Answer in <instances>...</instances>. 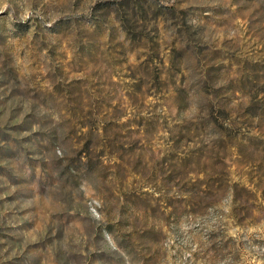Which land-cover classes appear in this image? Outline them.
<instances>
[{"label":"rangeland","instance_id":"374dc122","mask_svg":"<svg viewBox=\"0 0 264 264\" xmlns=\"http://www.w3.org/2000/svg\"><path fill=\"white\" fill-rule=\"evenodd\" d=\"M0 0V264H264V0Z\"/></svg>","mask_w":264,"mask_h":264},{"label":"trees","instance_id":"16d2710c","mask_svg":"<svg viewBox=\"0 0 264 264\" xmlns=\"http://www.w3.org/2000/svg\"><path fill=\"white\" fill-rule=\"evenodd\" d=\"M121 1H124V0H109V1H103L101 3H119Z\"/></svg>","mask_w":264,"mask_h":264}]
</instances>
